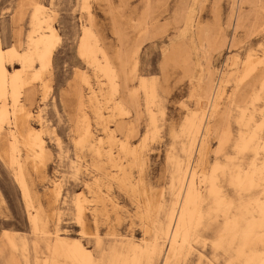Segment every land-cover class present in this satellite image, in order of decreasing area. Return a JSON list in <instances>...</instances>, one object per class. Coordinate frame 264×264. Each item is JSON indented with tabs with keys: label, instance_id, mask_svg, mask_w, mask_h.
I'll return each instance as SVG.
<instances>
[{
	"label": "rangeland",
	"instance_id": "obj_1",
	"mask_svg": "<svg viewBox=\"0 0 264 264\" xmlns=\"http://www.w3.org/2000/svg\"><path fill=\"white\" fill-rule=\"evenodd\" d=\"M35 8L51 15L59 34L51 65L42 73L48 89L38 79L24 88L21 98L41 117L46 157L37 170L27 160L24 175L50 234L33 231L11 170L0 159V264H43L45 259L68 264L52 248L58 240L71 243L77 238L97 264H122L135 244L143 247L142 264H255L249 258L264 254V153L254 151L264 139V59L248 77L243 76V61L250 53H264V0H0L3 46L14 43L28 50L29 14ZM81 25L95 34L116 72L114 94L101 73L79 58ZM38 68L35 61L29 73ZM140 77L153 91V124ZM219 81L223 95L216 99L217 109L207 113ZM134 90L137 104L130 96ZM94 94L108 107L104 112L118 141L139 146L145 139L139 175L156 203L147 221L149 234L143 232L130 188L139 176L130 155L119 151L117 141L112 145L130 179L121 186L111 178L117 168L94 153L97 136H104L91 108ZM115 101L121 113L112 108ZM83 109L93 134L78 145ZM192 110L205 112L211 127L206 166L225 164L229 171L219 177V195L204 181L203 218L188 230L192 248L172 255L159 229L170 200L174 159L184 158L189 142L186 122ZM31 125L38 128L35 119ZM252 133L255 138L247 149L236 147ZM5 147L0 135V152ZM252 161L261 174L239 184L233 178L235 170H249ZM53 181L60 185L57 199L50 189ZM79 192L86 197L83 237L78 236L74 209ZM55 230L59 237L52 235Z\"/></svg>",
	"mask_w": 264,
	"mask_h": 264
},
{
	"label": "bare ground",
	"instance_id": "obj_2",
	"mask_svg": "<svg viewBox=\"0 0 264 264\" xmlns=\"http://www.w3.org/2000/svg\"><path fill=\"white\" fill-rule=\"evenodd\" d=\"M85 8H88L87 4H85ZM45 29L48 30L47 33L44 32ZM80 29L81 35L77 44L79 58L101 73L107 81L111 93L114 94L117 86L114 68L106 55L101 51L92 30L84 25H81ZM29 30L30 34H27L29 36V48L27 51H23V48L21 49L19 44L13 43L3 46L0 40V135H3L6 140V147L0 152V159L5 161L11 170L12 179L19 190L27 219L33 231L40 230L39 232L42 235H49L50 233L45 230L43 222L39 217L38 206L35 205L31 197L24 175V165L27 160L30 161L33 169L37 170L38 165H43L46 157L47 148L42 135L41 117L39 111L34 115L21 98L24 88L35 80L40 79L42 88L44 90L48 89L47 78H42V73L51 65L52 56L59 44V34L52 23L51 15L44 16L40 8H35L29 14ZM261 57L264 59V53L262 56H254L252 53L247 55L243 61L244 77H248L255 72L257 65L262 61ZM35 61L39 64V68L29 73ZM133 76H135V67L133 69ZM220 81L217 83L214 100L212 105L209 106L207 113L211 109H217L218 102L216 99L223 95L224 88L220 85ZM139 86L144 93L145 105L149 110L150 120L153 124L154 117L150 108L153 98L152 88L144 77H140ZM130 96L133 103L137 104L135 90L131 92ZM90 103L101 125V130L104 132V136H97L95 140L94 153L97 157L104 156L111 167L117 168L113 172V175H111V178L119 182L121 186H125L130 179L123 169V165L119 162V157L112 151V145L117 141L119 151L130 155L131 161L138 167L139 175L144 164L143 146L145 139L142 140L141 144L139 143V146L130 145L127 141L123 140L118 141L114 136L113 130L108 125L107 115L104 112L108 107L97 98L96 94L90 98ZM112 108L117 109L120 113L122 111L121 104L117 101L113 103ZM261 115L263 116L262 123H264V113ZM243 116L244 114H242V119ZM206 117L207 115H205V112L203 114L202 110L200 112L191 111L189 119L186 122L189 142L185 150L183 149L185 156L183 159H174V171L170 183V200L164 212V221L161 223L159 229L160 233L163 234L164 241H166L168 254L179 255L183 248L191 250L192 246L188 230L190 226H196L201 218H203V183L204 181H208L209 191L219 195V177L221 174L229 171V168L225 164L214 163L210 168L206 166L204 154L208 147L207 136L209 131H211V127L206 122ZM32 119L36 120L38 128L31 125ZM80 124V134L76 139V144L78 145H82L89 140L93 134L89 117L84 109ZM254 138V133L249 134L248 138L243 143L237 144L236 147L242 150L247 149L248 143ZM56 142L59 143L58 137H56ZM104 143H106V147L103 145ZM254 151L255 155H258L260 152L264 153V139L263 143L254 149ZM21 152H23L24 157L21 156ZM218 170L221 172L220 174L217 173ZM261 172L256 167L255 161H252L249 170L237 168L233 178L239 184L244 180L252 182L253 178L259 173L261 174ZM132 184L130 186L131 192L136 200L137 209L140 211L139 218L145 234L149 229L147 221L156 203H154L152 195H149L143 188L141 175ZM95 187L100 189L98 182L95 183ZM50 189L57 199L60 193L59 181H53ZM104 193L106 194V192ZM85 202L86 197L84 194L82 192L77 193L74 199V209L76 224L80 228L79 237H83L87 233L85 232ZM113 204L117 205L115 202ZM160 204H162L161 201L157 205ZM150 231L152 230L150 229ZM52 235L59 237V232L55 230ZM158 239L159 237L153 238L152 244L155 245ZM143 240H146L145 237H143ZM8 241L14 246L11 237H9ZM52 251L57 255L63 256L68 264H97L92 258L90 251L79 238L71 243L58 240L54 244ZM143 258V247L135 244L130 250L128 257L122 261V264H142ZM251 260H254L255 264H264V254L252 256L248 261ZM43 264H52V262L49 259H45Z\"/></svg>",
	"mask_w": 264,
	"mask_h": 264
}]
</instances>
